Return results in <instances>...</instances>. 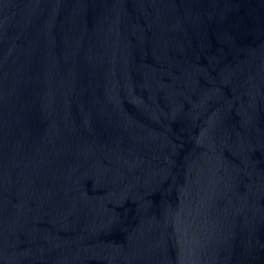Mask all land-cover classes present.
Here are the masks:
<instances>
[{
	"label": "water",
	"instance_id": "1",
	"mask_svg": "<svg viewBox=\"0 0 264 264\" xmlns=\"http://www.w3.org/2000/svg\"><path fill=\"white\" fill-rule=\"evenodd\" d=\"M0 264H264V0H0Z\"/></svg>",
	"mask_w": 264,
	"mask_h": 264
}]
</instances>
